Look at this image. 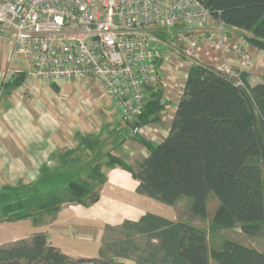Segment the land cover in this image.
<instances>
[{
  "label": "trees",
  "instance_id": "1",
  "mask_svg": "<svg viewBox=\"0 0 264 264\" xmlns=\"http://www.w3.org/2000/svg\"><path fill=\"white\" fill-rule=\"evenodd\" d=\"M197 1L227 26L250 34L249 46L264 52V0ZM240 77L243 87L212 71L191 69L166 138L158 144L139 139L146 158L127 165L107 153L103 162L87 165L82 176L72 169L43 167L36 183L0 190V222L53 215L65 204L96 203V189L104 182L101 169L108 167L128 172L138 183V194L163 205L192 199L191 213L199 218L206 217L207 197L213 194L220 204L217 225H239L243 234L258 236L264 221V77L251 88L245 73ZM22 81L23 76L6 89ZM160 101L161 92L150 95L139 124L162 110ZM83 143L94 150L98 141L87 136ZM70 158L71 153L65 155L63 168L76 163ZM59 188L63 195L56 193ZM119 230L122 237L106 246L112 256L102 250L98 259L74 260L39 233L0 247V264H120L113 258L130 257L136 264H209L201 229L147 214L138 222H124ZM212 258L216 264H264V253L227 240Z\"/></svg>",
  "mask_w": 264,
  "mask_h": 264
},
{
  "label": "built area",
  "instance_id": "2",
  "mask_svg": "<svg viewBox=\"0 0 264 264\" xmlns=\"http://www.w3.org/2000/svg\"><path fill=\"white\" fill-rule=\"evenodd\" d=\"M0 34L30 63L34 80L92 81L119 125L152 144L159 142L144 136L150 125L139 124L152 93L161 92V113L176 110L191 69L243 87L240 74L253 64L248 33L197 0H0Z\"/></svg>",
  "mask_w": 264,
  "mask_h": 264
},
{
  "label": "crops",
  "instance_id": "3",
  "mask_svg": "<svg viewBox=\"0 0 264 264\" xmlns=\"http://www.w3.org/2000/svg\"><path fill=\"white\" fill-rule=\"evenodd\" d=\"M253 49L257 56L264 55V52ZM30 68V63L18 55L8 37L0 34V87L2 88L0 190L4 187L36 183L43 167L60 171L62 169H68V171L83 169L87 163L91 162L86 160L90 154L93 155V161L103 162L108 153L128 164L121 153L122 147L126 151H131L127 146L128 141L119 143L118 148L114 149L112 138L105 137L100 140L98 137L89 135L98 141L97 147L91 150L83 143L84 138L87 137L83 134L84 128L77 125V127L68 129L59 119H56L57 116L52 111L53 102H55L53 99L56 100L60 96L69 97L73 86L71 87L70 83L45 85L31 77ZM260 70L253 68L245 73V82L249 88L261 82L264 75L259 74ZM21 76L24 77V81L19 86L13 90L6 89L9 82L18 80ZM26 87L29 88L31 97H27L28 102H23L24 99L20 100L18 95ZM15 97L18 99L15 100ZM79 99L77 107L81 102L84 104V101ZM85 101L87 103V100ZM73 102L76 103L74 100ZM115 125L117 128L121 126L118 122ZM122 128L119 127L117 130L124 135L130 131V129ZM72 131L76 139L70 140L69 136L73 135ZM145 152L147 153L146 149ZM70 153V159L76 163L63 168L62 162L65 160V155ZM146 157L147 154L144 158ZM101 174L104 182L96 189L99 196L96 203L91 205L65 204L56 214L40 215L34 220L2 221L0 222V247L27 240L34 234L42 233L49 246L58 249L67 257L74 260H91L98 259L102 250L105 255L112 256L105 246L104 236L110 231L116 235L111 240L122 237L119 228L124 222H138L149 214L169 222L184 223L176 211L177 203L181 199L174 206H166L138 194L136 192L138 183L122 169L103 167ZM106 227L109 228L108 231ZM250 248L264 253V250L253 246ZM113 259L120 264H136L132 257ZM209 264H211L210 258Z\"/></svg>",
  "mask_w": 264,
  "mask_h": 264
},
{
  "label": "rangeland",
  "instance_id": "4",
  "mask_svg": "<svg viewBox=\"0 0 264 264\" xmlns=\"http://www.w3.org/2000/svg\"><path fill=\"white\" fill-rule=\"evenodd\" d=\"M248 36L250 37V34H248ZM248 51L253 57V64L242 73L250 72V70L254 68L261 69V72H259V74L263 76L264 55L260 54L257 56L253 52V47L250 46H248ZM171 83L172 82H169V85ZM70 85L71 87H73L72 93L69 95V97L65 98L60 96L57 97L56 100L55 98L53 99L55 102H53L52 111L57 116L56 119H59V121L64 126H67L68 129L80 125V127L85 129V132H83L84 135H91V137L96 138L98 137L100 138V140L105 137L112 138L114 149L118 148L119 143L122 144L128 141L127 146H129L128 148L131 149V151H126V149L122 147L121 152L124 155H122V157L127 160V165H133L136 161L142 160L147 153L145 152V148L140 143L139 139L147 142L146 138L136 135L133 129H130V131L125 133V135L117 130L119 127L122 128V126L118 125L119 127L117 128V125H115V123H117L115 117L116 114L111 110V107L106 104V100L105 98H103L98 87L92 81H73L70 83ZM89 88L91 89L89 90ZM167 89L169 92H172L171 96H177V92H175L170 86ZM29 92V88L26 87L23 89L22 93L17 95L20 96V100L24 99L23 102H28V98L31 97L29 96ZM15 98L18 99V97ZM79 98L84 101V104H81V106L83 108L86 107V112H80L79 109L77 110V103L80 100ZM73 100L76 101V103L73 102ZM85 100H87V103ZM173 100L175 101V98ZM56 101H58V103ZM165 110L166 111L164 113H161L160 110L153 116V118L149 120L150 122L146 123L150 126L149 130L144 134V136H146L147 138H153L155 141L153 143H160L162 141L163 137L168 133L170 123L174 117L175 112L173 109L171 110L167 107V109ZM71 133H73V131ZM69 139H76L74 133L73 135L69 136ZM86 160L88 162H92L93 155L90 154L88 156V159ZM87 161L85 162L87 163ZM90 163H87L83 169L78 168L76 172H80L82 176V173L86 172V169L88 168L87 165H89ZM81 179H86V177H81ZM56 193L63 195L64 189L62 190V188H59V190H56ZM191 204L192 199L182 197L179 203H177L176 211L178 212L180 218L184 220L183 222L185 224L200 228L204 231L206 235V244L211 264H216V262H214L212 258V255L213 253L221 250L222 244L226 240L238 243L248 248H250V246H253L257 249L264 250V221L261 223L260 234L256 237H249L241 232L239 225H235L232 228H223L215 223V215L219 209L220 204L213 194H209L207 197V214L205 218L194 216L190 210ZM115 236V234L108 231L104 236L105 246H107L111 241V238Z\"/></svg>",
  "mask_w": 264,
  "mask_h": 264
},
{
  "label": "water",
  "instance_id": "5",
  "mask_svg": "<svg viewBox=\"0 0 264 264\" xmlns=\"http://www.w3.org/2000/svg\"><path fill=\"white\" fill-rule=\"evenodd\" d=\"M153 44H154L153 42H149V46H153Z\"/></svg>",
  "mask_w": 264,
  "mask_h": 264
}]
</instances>
